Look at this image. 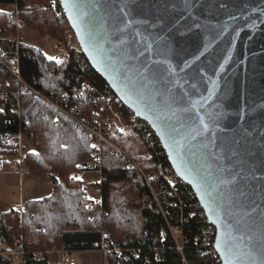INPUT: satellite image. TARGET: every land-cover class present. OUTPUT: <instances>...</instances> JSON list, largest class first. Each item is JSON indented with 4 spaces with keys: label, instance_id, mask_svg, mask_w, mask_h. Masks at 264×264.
Listing matches in <instances>:
<instances>
[{
    "label": "water",
    "instance_id": "1",
    "mask_svg": "<svg viewBox=\"0 0 264 264\" xmlns=\"http://www.w3.org/2000/svg\"><path fill=\"white\" fill-rule=\"evenodd\" d=\"M58 1L192 189L221 263L264 264V0Z\"/></svg>",
    "mask_w": 264,
    "mask_h": 264
},
{
    "label": "trees",
    "instance_id": "2",
    "mask_svg": "<svg viewBox=\"0 0 264 264\" xmlns=\"http://www.w3.org/2000/svg\"><path fill=\"white\" fill-rule=\"evenodd\" d=\"M1 4L13 9H0V152L10 146V138L23 134L33 147L24 154L26 168L43 174L51 184L48 194L24 200L21 211L20 205L0 210V244L20 237L26 248L19 261L7 256L5 264H30L34 252L54 245L92 250L105 233L125 248L139 251L137 257L128 259L108 253L109 264H216L218 256L213 255L206 239L213 234L208 222L197 212L189 216L196 200L191 189L180 180L170 188L157 173L159 166L170 164L162 148L156 144L153 148L145 139L147 124L116 98L80 50L56 66L39 46L20 36V30L28 28L64 41L69 25L59 1L0 0ZM13 57L17 64L10 63ZM15 67L19 78L11 71ZM28 87L74 116L121 110L130 126H114L106 133L120 151L107 146L95 160L86 131ZM102 104L106 106L103 109ZM10 150L16 155V144ZM4 162L0 156V167ZM92 163L95 166L91 167ZM138 168L151 177L165 215ZM92 170L99 171L100 179L91 188H99L101 201L87 207L88 186L74 174ZM169 224L182 226V253L175 247ZM38 264H49L47 257Z\"/></svg>",
    "mask_w": 264,
    "mask_h": 264
},
{
    "label": "built area",
    "instance_id": "3",
    "mask_svg": "<svg viewBox=\"0 0 264 264\" xmlns=\"http://www.w3.org/2000/svg\"><path fill=\"white\" fill-rule=\"evenodd\" d=\"M52 1L54 3V0ZM65 36L66 38L64 41H55L51 49V57L56 58V59H52L54 63L56 64V66H61L62 64L67 62L69 60L71 52L80 50L78 42H77V38L69 26L65 30ZM9 61L10 63L17 64L16 57L11 58ZM11 71L16 75V77L19 78L16 67L12 68ZM28 88L34 95L41 97L45 101L49 102L55 108H58L64 111L63 108L59 106L58 102L51 101L44 94L33 89L32 87H28ZM105 107H106L105 104H102L101 108L103 109ZM64 112L68 114L72 119H74L77 125L83 128L86 131V133L89 135V137L92 139L91 146L94 148L93 157L95 160L99 159L102 156L103 151L107 146H110L120 151L119 148L109 140L106 133L109 130H111L114 126L118 129H125L130 126V122L128 118L124 115V113L121 110L110 109V112L108 113V115H103V113H100L99 111H94L91 117L74 116L67 111H64ZM144 135H145V139L148 141L150 146L154 148L156 144L161 147L160 142L158 141L154 132L149 128V126H147V128L144 129ZM93 166H95V163L91 164V167ZM14 169L17 170V168H14ZM138 170L143 176L148 188L152 192L154 201L157 203L160 210L165 215V212L159 200L156 198V195L152 189V186L150 183L151 177L149 175H146L140 168H138ZM157 173L159 176H162L164 178V180L168 183L170 188H174L178 180L182 181L176 175V173L174 172L171 166H159L157 169ZM183 184L185 183L183 182ZM185 185L188 186L187 184ZM188 187L190 188V186ZM92 191L96 193V196H92L90 193L87 192V203H86L87 207H91L93 202L101 201L99 188L95 187L93 188ZM152 202L153 201H151L150 203ZM192 208H193V211L189 214V216H192L194 213L197 212L201 218L207 221L204 211L202 210L197 199L193 202ZM19 211H21V205H20ZM13 217H15V215H13ZM208 225H209L210 231L213 234L211 236H208L206 239L210 241L211 243L210 250L212 251L213 255L218 256L214 248V237H215L214 227L209 222H208ZM168 227H169L170 234L174 240L176 249L182 253L183 232H182L181 224L180 225H170L169 224ZM96 249L104 252L105 254L113 253L117 256H122L124 259H128L131 255L133 257H137L138 252H139L137 248H125L124 246H122V243L116 241L108 233H105L103 235V238L100 242L93 244L92 250H96ZM25 252H26V248L24 247L22 243V238L20 237L14 240V248L9 247L4 244H0V264H5L3 259L7 256L11 257L14 261H19V259H21L22 255H24ZM72 252L74 251L67 249L65 246L52 247L44 251H36L33 254V258L30 264H38V260L44 257H47L49 264H76V261L73 257ZM51 254L56 255L57 257L59 256V258L56 261H52V259H49V255ZM158 257H159V254L156 252L155 258H158ZM144 258L149 259L147 255H144ZM216 264H222L219 257H218V261L216 262Z\"/></svg>",
    "mask_w": 264,
    "mask_h": 264
},
{
    "label": "rangeland",
    "instance_id": "4",
    "mask_svg": "<svg viewBox=\"0 0 264 264\" xmlns=\"http://www.w3.org/2000/svg\"><path fill=\"white\" fill-rule=\"evenodd\" d=\"M20 36L31 42L34 45L39 46L40 43L48 48L45 50L48 57H51V49L55 43L54 39H51L49 35L40 36L37 31L28 28H23L20 30ZM41 41V42H40ZM10 146L3 149L0 152L2 163L0 171V209L16 208L21 197L24 200L40 198L49 193L51 189V184L48 178L43 174H37L29 172L26 168L23 158L27 150H32L31 140L24 137L23 134L17 137L9 139ZM17 147V154L11 153L10 147L15 145ZM3 162V161H2ZM14 168H17L15 170ZM75 175V174H74ZM77 178H79L83 184L91 187V184L100 179L98 171H83L77 173ZM93 188L90 189L88 193L92 196H96ZM23 200V201H24ZM22 203V202H21ZM7 246L14 248V241L7 244ZM61 247V246H52ZM51 247V248H52ZM47 249V248H46ZM50 249V248H48ZM44 251V250H43ZM73 257L76 264H109L106 254L100 250H78L74 251ZM59 258L56 255H49V259L56 261Z\"/></svg>",
    "mask_w": 264,
    "mask_h": 264
},
{
    "label": "crops",
    "instance_id": "5",
    "mask_svg": "<svg viewBox=\"0 0 264 264\" xmlns=\"http://www.w3.org/2000/svg\"><path fill=\"white\" fill-rule=\"evenodd\" d=\"M0 9L1 10H4V11H8V10H11V9H13V7L12 6H10V5H5V4H1L0 5ZM41 42V41H40ZM39 47L45 52V50H48V48H46V47H44L41 43H40V45H39ZM49 51V50H48ZM50 52V51H49ZM46 53V52H45ZM51 54V53H50ZM48 56V55H47ZM50 57V56H49ZM0 171H2V169H0ZM88 186V185H87ZM90 189H92L90 186H88V192H90L89 190ZM23 200H24V198H22L21 199V197H20V199H19V202H18V205H21L22 203L21 202H23ZM17 205V206H18ZM1 208V207H0ZM1 210V209H0Z\"/></svg>",
    "mask_w": 264,
    "mask_h": 264
},
{
    "label": "snow or ice",
    "instance_id": "6",
    "mask_svg": "<svg viewBox=\"0 0 264 264\" xmlns=\"http://www.w3.org/2000/svg\"><path fill=\"white\" fill-rule=\"evenodd\" d=\"M65 2H66L67 6H68L69 8H74V7H76V5L73 4V3H70L69 0H65ZM49 59H56V58L49 57ZM57 62H59V61H57Z\"/></svg>",
    "mask_w": 264,
    "mask_h": 264
}]
</instances>
